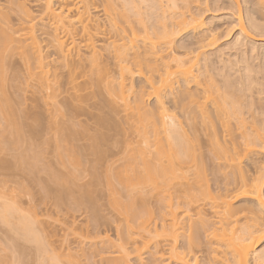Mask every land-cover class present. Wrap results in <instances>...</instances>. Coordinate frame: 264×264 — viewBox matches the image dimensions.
Returning a JSON list of instances; mask_svg holds the SVG:
<instances>
[{"label":"bare ground","instance_id":"1","mask_svg":"<svg viewBox=\"0 0 264 264\" xmlns=\"http://www.w3.org/2000/svg\"><path fill=\"white\" fill-rule=\"evenodd\" d=\"M24 1L6 0L0 4V88L4 91L1 93L0 90L1 96L4 95V98L0 97L3 99L0 101L2 104L0 113L5 111V108L11 112L16 108L15 103V107L12 104L14 101L9 98L11 96H7L9 91L5 92L8 83L3 76L8 73V77L10 74L16 77L12 78L13 80L19 77L35 80L33 82H37L38 88L42 90L50 88L47 79L49 73L53 71V64L62 61L70 69L69 76L72 79L76 75L75 71L83 72L81 45L77 47L78 59L73 58L77 35L84 41L83 47L93 50V72L96 69L99 76L104 74L101 79L103 77L108 79L112 66L102 67L96 61L97 47L102 44H97V38L107 40V47L102 44L111 54L106 63L115 61L112 62L117 67L112 69L117 68L120 72L119 80L111 81L116 83H113L112 91L117 99L123 101V105L119 103L118 106L132 109L136 124V128L130 131V135L133 133L135 138L123 141L124 150L131 151L129 156L133 164L130 160L126 163L131 167L130 164L134 165L135 162L136 165V161L139 164L141 160L144 171L148 170L151 174L149 175L156 178L155 184L159 182V178L164 182L171 179L169 182L172 183L175 176H181L179 180L177 178V184L175 182L172 184V187L179 184V187L176 186L177 189L174 188L175 191L171 189L169 182H166L170 184L169 188H165L167 185L161 180L165 185L163 190L170 189L169 191L177 193L176 195L173 193L175 198L170 203L173 204L179 199L177 202L182 205H178V210L183 207L185 209L177 212L172 208L175 213L172 216L167 215L171 217L167 219L168 221L164 218L166 223L160 225L162 231L155 233L156 239L151 235L155 239V246L163 247L156 252L157 256L152 253L153 258L160 262L154 258L155 261L151 263L162 264L166 260L163 264H264V247L258 250L264 241V0H32L36 6H41L42 12L39 15L34 14L32 6H28ZM93 13L95 15L104 13L106 18L99 21L92 16ZM205 14L208 16L204 17ZM92 21L94 23H91ZM224 24L228 27L226 26L227 28H224L226 30L223 31ZM69 39L72 45L71 42L67 44ZM51 53L57 57H53ZM16 58L24 64V72L15 64ZM113 72L115 73V69ZM135 77L140 80L138 86L134 82ZM12 79L10 77V80ZM10 82L12 81H9V85L12 84ZM19 89L22 90L21 87ZM148 99H152L153 102H148ZM19 108H16L17 112H20ZM4 111L0 116L8 121L0 118V124L2 119L6 125L8 122L11 125L15 120L13 124L15 126L17 120L25 116L22 115L23 111L20 112V117L19 113L17 115L13 110V115L18 116L16 120L11 112L9 114ZM10 115L14 120L9 119L12 118ZM20 122L22 124L23 121ZM0 126L2 128V124ZM15 128L16 126L13 130ZM23 128L19 129L21 133L24 132ZM139 136L141 139L135 140ZM135 142H138L139 146L134 145ZM124 150L121 149V152H125ZM79 154L81 156V153ZM38 157L40 158L39 155ZM80 158L83 159L82 156ZM165 159L168 164L166 167L163 165ZM76 160L78 163L79 160ZM67 164L66 167L69 168ZM76 165L75 169L79 168V165L77 167ZM78 168L74 175L75 179L81 172ZM134 168V166L129 168V171L133 169L132 174ZM31 169L35 171L34 168ZM208 171L210 177L212 175L213 184H210V179L207 178ZM50 172L52 174V170ZM140 172L143 171L140 169ZM140 172L134 175L139 176L138 181L144 180L145 177L142 179ZM177 173L181 175H176ZM53 174L55 176L52 175V178L57 177L61 185L68 181L67 176L58 178L54 171ZM95 176L94 179L98 177L96 174ZM130 176L133 179L134 176ZM65 178L66 182L63 181ZM146 178V183L143 181L140 186L149 189L147 186L152 182L147 183ZM130 183L132 182L129 180V184H125L128 190H134L136 186L141 189L139 184L135 186L134 183L132 186ZM155 184L152 183V189L157 187L158 184ZM67 185L64 190L72 188ZM86 190L91 191L88 188ZM142 190L144 189L140 191ZM244 192L247 194H243ZM12 193L15 195V192ZM0 194L2 196L3 191ZM88 195L92 199L91 192ZM59 196L62 197L61 194ZM6 198L8 200L7 195ZM124 199L128 200L127 195ZM6 201L2 205L0 218L5 220V223L8 222V225L11 223L12 214L17 213L20 206L15 203L16 199L15 202L12 200L14 203L10 202L11 199ZM173 205L177 207L176 204ZM20 215L17 216L18 219L16 218L19 221L12 222L11 226L20 231L18 232L20 237L37 236L38 231L34 233L33 229L37 227L31 224L33 221L23 219L25 217L20 218L23 216ZM131 222L133 221L130 220V224L126 223L128 226L125 224L126 231L122 227L124 233L121 228V237L118 236L116 241H111L114 245L110 242L118 253L105 256L108 264H135L132 260L138 251L136 246L132 245L139 237L134 236L132 229L136 228V233H139V229L145 225L141 227L139 225L138 228ZM156 227L151 228L154 230L145 227L147 230L142 228V231L148 234L147 231L150 230L151 234L157 231ZM178 229L184 230L179 232ZM101 236L93 239L95 242L93 245L96 246V242L100 244L101 241H110L107 239L108 235ZM152 237H149V240ZM158 237L161 239H157ZM98 239L101 241H97ZM107 242L106 244H109ZM161 242L166 243L160 244ZM102 246L105 245L102 243ZM106 247L108 249L109 245ZM159 251H164L166 255ZM56 259L58 260L59 256ZM45 260L40 264L61 263L50 258L46 261L48 263H44ZM72 262L69 263H78Z\"/></svg>","mask_w":264,"mask_h":264},{"label":"rangeland","instance_id":"2","mask_svg":"<svg viewBox=\"0 0 264 264\" xmlns=\"http://www.w3.org/2000/svg\"><path fill=\"white\" fill-rule=\"evenodd\" d=\"M4 1L6 2V0H0V4L4 3ZM24 2H27L28 6L30 5L32 6L33 8L32 10L35 11L34 14L39 15L40 12H42L40 11L41 6H36L32 0H25ZM92 16L94 18H97L99 21H103V19L106 18L104 13H101L99 15H95V13H93ZM206 16H208V14H205L204 17ZM72 17L76 18L73 15ZM91 23H94V21H92ZM77 26H81V24H77ZM226 26L228 27L227 24L226 25L224 24V26L222 27L223 31L226 30L224 29L227 28ZM91 31L94 32L93 30ZM69 40L67 41V44L71 42L72 45L71 39ZM96 41L97 44L102 43L105 46L108 44L107 40H103L100 37L97 38ZM83 44L84 41L80 39V35H77L76 44L74 47L75 55L73 56V58L78 59L77 47L81 45L82 48L80 49V53L83 55L82 58L84 59V65L82 67L83 72L79 73L78 71H75L74 73L76 75H74L73 79L70 78L69 76L70 69L66 67L62 61L52 65L53 71L49 73L50 75L48 76L47 79V81L49 80L47 83L50 86V88L47 87L48 89L45 88L41 90L40 87L38 88V83L33 82L35 80H30V79L27 80L26 77H19L17 78V80H13L12 78L16 79V77H13L11 74L8 77L7 76L9 74L8 72H7L8 74H6L5 77L3 76V78H5L6 82L8 83L6 84L8 88L6 87L7 90H5V92L9 91L11 93L10 94L8 92L9 95L7 96H11L9 98L12 99V102L14 101L12 104L14 105L15 103L16 108H19L20 106L22 107V108L20 107L19 109L20 112L23 111L22 115L24 114L25 116L24 115L23 116L25 118L24 117L22 118L25 119L26 121L21 118L18 119L17 115L18 113L20 115V112H17L18 110H16V108L12 109V112L6 108L5 111L8 110V112H5L2 108V110L5 113L10 114L11 112L12 116L15 117L16 120L18 119L17 121L19 123L16 121L17 123L15 124V126L17 130H15L16 128L13 130V128L15 127L13 125L15 122L13 117L10 115L12 118L9 117V119L10 120L13 119L14 122L12 121L13 123H11V125H9L10 123L8 122L7 125L9 126H7L5 123L7 119H5V117L0 116V118H4L5 120L3 122L2 119L1 121L2 128L0 126V193L3 191V195H2L3 197L0 196V203H1L0 213L3 210L2 205L7 200L6 195L8 196L7 201H10L11 199L10 201L11 203H14L16 199L17 202L15 203H17V205L19 204L18 206H20L19 208L20 210H18L17 213L14 212L15 214L14 213L12 214L13 217H11L12 218L11 223L19 221L16 220L17 216L19 217L20 214L23 215V216L20 215L21 216L20 218L25 217L23 219H26L29 222L33 221L35 225L31 223L32 226L37 227V228H33L34 233L38 231V233L36 234L40 235L41 238L38 235H37L38 238L35 235L36 240L35 237L33 238L32 236L20 237L21 235L18 234V232H20L19 230L17 231L15 227L13 228L12 227L13 225L11 223L7 225L8 222L5 223L6 221L0 218L1 219L0 220V264H18V263L40 264L45 259L47 260H45L44 263H48L46 261H48L49 258L54 259L55 261L57 260L56 258H58V256L60 260L58 259L57 261L61 262L60 264H70L69 262L72 261L74 263L75 261L76 263L78 262L77 264H108L106 261L107 258L105 256L116 255L118 253L116 247L114 246L112 247V245L114 244L111 241L117 240L118 236H120L122 232L121 230L122 227L126 231L125 228V224L127 223L126 221H128L129 223L130 220L133 221L131 222V224L132 223L135 224V226H137L138 228L139 225L140 227L141 225L142 226L145 225L144 227H141V229H139V233L141 232L140 233L141 236H139L140 235L139 233H136V228L133 227L132 229L133 234L135 233L134 236L136 235L139 237L137 242L134 243V245H132L133 247L136 246L135 247L136 251H138L136 253L137 254L136 257L133 258L132 263L156 264L159 263L160 261L154 257L155 260L159 262L151 263L154 260L153 258L154 254L152 253H155V256H157L156 252H158V250L160 249L162 250L163 247L161 248L159 247L160 248L159 249L155 246V242H154L156 239L155 236L157 237V234L155 233H160L159 231H162L161 230L162 226L160 225H162L163 222L166 223L164 218H166V221H168L167 219L171 218L169 217L170 214L172 216V214L175 213L173 212V210L179 212L180 209L178 210V205H182L177 202L179 199L178 200L176 199L177 201L175 200L176 202L173 203L176 204L177 206L176 208L175 205L170 203L171 201L172 202L174 201L175 198L174 195L177 194L176 192L174 193L175 189H177L176 186L179 187V184L175 186V184H177L176 180L177 178L179 180L181 176L180 177L175 176V178H173L175 179V181L172 179L173 181L172 183L169 182V180L171 179L165 180L166 182H169L171 184L169 185L172 190L176 187L174 191H169L170 189L167 191V189L166 190L163 189L169 188L168 187L169 185L166 182H164V180H162L161 178L158 179L159 182L157 181L158 182L157 184L159 186L155 184L156 178L154 179V177H151L150 176L151 174L150 172H148V170L144 171L145 168H142L144 167V165H142L141 160H139L141 162V163L139 162V164L138 161L135 160L138 164V165L136 164L138 169L135 165V162L134 165H132L133 164V162L131 161L132 158H130L129 156V153L131 151L128 150L126 152L124 150L123 141L127 139L129 140L132 137H134V135H132L133 133H131L130 135V131L136 128V124L134 122L135 118L132 114L133 113L132 109L129 107L127 109L126 107H122L123 101L121 102V99L119 98L117 99L116 95L114 96V92L112 91L114 90L112 88V86L114 87L113 83L116 80H119L118 76L120 72L117 68H114L115 73L113 72L114 69L112 68L117 67L115 64H113V62L115 61L112 60L113 62L108 61L106 63V60H108L111 55L110 50L106 48L107 46L105 47L102 44H99L100 46L97 47L96 61L102 67L103 66L110 67L109 65H111L112 68H110L111 72L109 76H111L112 74L113 76H115V77L111 76L110 78L108 76L109 80L105 77L101 79V76L102 75L104 76V74L102 75L100 74L101 76H99V74H97L98 72H96V69H95L96 73L93 72V61H92L94 57L93 50L86 49L85 47L82 46ZM110 49L112 50V48ZM53 57H57V55L53 54ZM14 61L17 67L22 72H24V64L22 63V61L18 58H16V60ZM9 72L11 73L10 70ZM10 77L12 80H10ZM8 79L9 81H12L10 82L12 83L11 85H9V81H7ZM112 80L115 81L111 82ZM17 81L20 82L16 84ZM139 81L140 80H138V78L135 77L134 82L137 84V86L140 84L138 83ZM13 84L16 85L17 90L16 87L14 88ZM3 85L6 86L5 83ZM18 85L22 88V90L19 89L20 87L18 88ZM3 89H5V87ZM0 90L2 89L0 88ZM3 92L4 91L2 90L1 93ZM0 97L4 98V95L2 94L1 96L0 94ZM13 98L14 99L19 98V99H17L16 101ZM1 100L3 99L0 98V101ZM18 101L19 103H16ZM147 101L153 102L152 99H148ZM119 103H121L122 105L120 104L121 106H118ZM15 105L13 107H15ZM0 106L2 107V104H0ZM23 108L25 111L23 110ZM13 110L15 111V114L17 112V115H13ZM3 111H1V113ZM1 115H3V113ZM69 116L70 117L72 116L74 119L72 117L69 118ZM71 119H73V121ZM20 121H23L22 124ZM58 125H60L61 128ZM12 126L14 127L12 128ZM20 127L21 129L24 127L23 128L24 132L21 133L19 131ZM4 131L6 132L4 133ZM14 131H16L17 133ZM100 136H102V138ZM17 138H19L20 140H17ZM138 138L141 139V137L139 136L135 140H137ZM3 139L8 142H5ZM12 143H15V145ZM137 143L138 142H135L134 145H137ZM121 149L124 150L125 152H121ZM80 150L81 152H79ZM77 151L81 153L83 159L80 158L81 156ZM17 153L19 155L16 156ZM20 154L21 157L24 158H21ZM77 154H79L78 157ZM38 155L40 156V158L38 157ZM72 157H74L73 160L71 159ZM20 158L22 159V161ZM63 158L64 159L67 158V159L64 160ZM61 159H63L64 161H66V163L69 164V168L66 167V163L63 160L61 161ZM75 159H77L76 161L79 160L78 163L75 162ZM127 160H130L132 162V164H130L131 167H129V164L126 163V162H130ZM162 160L164 161V159ZM165 161L166 162H164L163 165H165L166 167L167 159H165ZM62 162H64L65 164L63 163L64 164L63 165ZM81 162L84 163V164L82 163V168L80 167ZM76 164L79 165L80 169L77 167ZM113 164L114 166H112ZM126 164H128L127 168H126ZM20 165L21 167H23L24 165L27 171L25 170L24 167L21 168ZM74 165H76L79 171H81L77 179H75L76 177L74 176L76 175L77 172V168L75 169ZM133 166L135 167L134 174H132L133 169L129 171V168L131 169ZM31 168H34L35 171ZM70 168H72L71 170L73 171V173H71L72 171L70 170ZM140 169L144 173L140 172ZM161 169L163 170V166H161ZM29 170L33 172L31 171L29 172ZM51 170H52V174L50 172ZM137 170L140 173H142V176L140 174L142 179L143 176H145L144 180L141 181L140 179L138 181L137 177L139 176L138 175L134 176L136 175V173H138ZM53 171L56 175L58 174L57 175L58 178L59 176L61 178L62 176L63 178L67 176L66 178H68L67 179L68 181L66 182V178L63 181L66 182L65 185L68 184L70 185V186L67 185L68 187H72L69 188V190L72 189L70 190V192H67L69 191L68 189L64 190L65 187V185H63L64 182L62 183L63 185L62 186L60 182H58L59 180H57V177H54L55 175L53 174ZM209 173L210 172L208 171L209 177L207 178L210 179L209 183L213 184L212 175L210 177ZM67 174H69V176L71 177H68ZM95 174L98 177L94 179V177H96ZM52 175H54L53 178ZM130 175H132V177L134 176L133 179L131 178ZM176 175H181V174L177 173ZM146 177L148 179L150 178L151 179L148 181ZM161 177L164 178V176ZM145 178L147 180V183H150L151 181L153 184L157 185V187L155 186V188L152 189L151 187H153V185L151 183L152 186L150 184H147L150 185L147 187L151 190L147 189L146 186L143 184L146 183ZM70 179L71 180L75 179V180L73 182V181H69ZM111 179L113 180V182ZM54 180L57 181L55 182ZM129 180L130 182H132L130 183L132 186L135 183V186L139 184L140 188L142 187L140 186L141 182L144 181L142 185L145 186L146 189L141 188L144 190L140 191L141 189L137 188L136 186L135 189L137 190L135 189L128 190L125 184L126 185L129 184ZM161 180L165 183V185H167L165 188H164L165 185H163L164 183H162ZM174 182H175L174 187H172L173 186L172 184ZM91 183L93 186L91 185ZM159 183L160 184L162 183V185H160ZM73 184L74 186H71ZM114 186L117 187L115 188ZM123 186L126 188V193L124 191L125 188ZM86 187L88 188V190L91 191L87 192ZM56 190L58 191L54 192ZM119 190H121L120 191L121 193L119 192ZM61 191L63 192V194ZM129 191H131L132 194H129L130 193ZM134 191H136V194H134ZM12 192H15V195H12L14 194ZM52 192L57 194L59 192L60 193L57 196V194H54ZM90 192L92 199L88 197L89 196L88 194ZM112 192H114L115 194ZM66 193L68 194V196ZM69 193L71 194L69 195ZM152 193H155L154 196L153 195L151 196ZM60 194L62 197L59 196ZM117 194H119V197L117 196ZM128 194L129 196L132 195L133 198L132 196H130L129 199ZM162 194L166 196L164 197ZM126 195L128 200L124 199ZM135 196L139 197L140 199H138ZM167 197L169 200L167 199ZM169 197H173V198H169ZM2 199H5V201ZM12 200L14 202H12ZM183 208L185 209V207ZM162 213L166 217H164ZM168 214L169 216H167ZM161 215L163 217H161ZM27 216H29V218ZM129 217L132 219H130ZM127 224L126 226H128ZM145 227H147L150 230H154L151 228L156 227V229L158 228L159 230L157 229L158 232L151 231L152 232L151 234L149 230L147 232L150 235H148L146 232L142 231L143 230L142 228ZM124 229H123V233H124ZM181 230L184 229H180V230L178 229L177 231L180 232ZM143 233L145 234L143 235ZM100 235L102 236L105 235V237H107L106 235H108L109 238L107 237V239H109L110 241L107 240L108 242L107 241L102 242L101 240L98 239L97 241L99 242L101 241L100 244L96 242V246L93 245V243L95 244L93 239L94 238L97 239ZM151 235L153 236L155 235L154 236L155 239ZM149 237H152L150 238V240L154 239L153 242L151 241L152 243L150 242ZM157 239H161V238L158 237ZM40 241L42 242L38 243ZM106 242L109 244H106ZM110 242L112 245L110 244ZM102 243L105 246H102ZM163 243L164 242H161L160 244ZM107 245H109L108 249L106 247ZM95 247L98 248L96 249ZM263 247H264V241H262V243L258 247V250L262 249ZM56 253L59 255L58 256L55 255ZM159 253H164V251L163 252L159 251ZM199 258L201 259L200 256ZM51 261L49 260V262ZM165 261H163L162 264Z\"/></svg>","mask_w":264,"mask_h":264},{"label":"snow or ice","instance_id":"3","mask_svg":"<svg viewBox=\"0 0 264 264\" xmlns=\"http://www.w3.org/2000/svg\"><path fill=\"white\" fill-rule=\"evenodd\" d=\"M243 194H245V195H246L247 193H246V192H244Z\"/></svg>","mask_w":264,"mask_h":264}]
</instances>
